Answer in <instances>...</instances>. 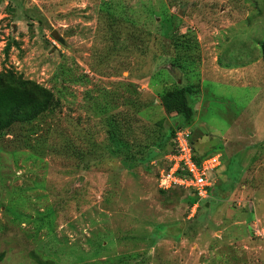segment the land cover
<instances>
[{"label":"rangeland","instance_id":"rangeland-1","mask_svg":"<svg viewBox=\"0 0 264 264\" xmlns=\"http://www.w3.org/2000/svg\"><path fill=\"white\" fill-rule=\"evenodd\" d=\"M263 39L264 0H0V71L57 101L0 132V264H264ZM177 84L222 160L195 209L157 183ZM110 118L131 151L166 135L147 166L110 152Z\"/></svg>","mask_w":264,"mask_h":264},{"label":"trees","instance_id":"trees-1","mask_svg":"<svg viewBox=\"0 0 264 264\" xmlns=\"http://www.w3.org/2000/svg\"><path fill=\"white\" fill-rule=\"evenodd\" d=\"M107 13L108 17L114 16L108 10ZM178 38L179 36L175 35L174 40L171 41V43L175 44V48L180 44L178 40L176 41ZM9 48L10 43L6 44L5 52H8ZM260 50L264 68V39L260 43ZM197 93L198 90L193 84H177L174 88L166 90L160 95V104L166 112H175L176 115L184 119L185 123L178 126L190 125L189 122L193 117V107L189 102V96ZM56 104L57 101L53 93L41 84L31 79L23 78L12 70L4 69L0 71V132L5 131L15 123H31L44 113L53 111ZM160 123V121L155 122L151 131H157L160 128ZM119 126L115 118L108 120V138L113 143L110 152L114 155L123 153L120 162L122 166L129 170L137 163L147 166L159 153L155 147L162 149L166 135L164 134L160 139H155L149 146L141 145L138 151H131L128 142L118 133ZM175 129L169 130L170 138H172ZM192 134L190 141L193 147ZM170 144L172 145L171 142ZM144 149L145 151L143 152ZM168 151L169 149L167 151L164 150L163 153ZM208 156L210 155H198L194 150V159L197 162ZM1 258L2 254H0Z\"/></svg>","mask_w":264,"mask_h":264},{"label":"built area","instance_id":"built-area-1","mask_svg":"<svg viewBox=\"0 0 264 264\" xmlns=\"http://www.w3.org/2000/svg\"><path fill=\"white\" fill-rule=\"evenodd\" d=\"M191 125L178 126L171 138L172 148L162 157V165L158 169V187L167 189H184L194 198L193 209L199 202L209 197L212 181L210 171L220 167V154L210 155L200 162L194 159V150L190 141Z\"/></svg>","mask_w":264,"mask_h":264}]
</instances>
